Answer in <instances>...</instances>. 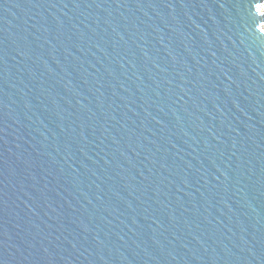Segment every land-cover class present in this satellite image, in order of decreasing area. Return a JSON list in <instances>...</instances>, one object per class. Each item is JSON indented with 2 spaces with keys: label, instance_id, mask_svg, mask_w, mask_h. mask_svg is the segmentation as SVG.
<instances>
[{
  "label": "water",
  "instance_id": "obj_1",
  "mask_svg": "<svg viewBox=\"0 0 264 264\" xmlns=\"http://www.w3.org/2000/svg\"><path fill=\"white\" fill-rule=\"evenodd\" d=\"M264 0H0V264H264Z\"/></svg>",
  "mask_w": 264,
  "mask_h": 264
},
{
  "label": "bare ground",
  "instance_id": "obj_2",
  "mask_svg": "<svg viewBox=\"0 0 264 264\" xmlns=\"http://www.w3.org/2000/svg\"><path fill=\"white\" fill-rule=\"evenodd\" d=\"M262 12H264V5L262 6Z\"/></svg>",
  "mask_w": 264,
  "mask_h": 264
}]
</instances>
